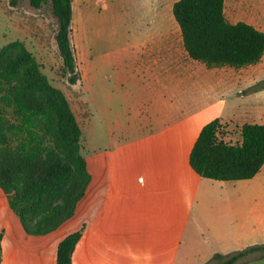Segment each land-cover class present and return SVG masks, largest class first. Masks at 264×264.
<instances>
[{"label":"rangeland","instance_id":"rangeland-1","mask_svg":"<svg viewBox=\"0 0 264 264\" xmlns=\"http://www.w3.org/2000/svg\"><path fill=\"white\" fill-rule=\"evenodd\" d=\"M176 1L149 13V0H73L79 80L71 85L50 6L0 0V49L22 43L65 95L91 175L74 216L44 236L10 219L0 192V264H55L58 243L73 232L81 234L77 254L108 264H209L264 244V165L252 179L230 182L188 166L210 121L220 120L219 138L229 144L241 142L243 124H264V56L239 69L191 60L172 16ZM225 17L264 32V0H226ZM247 261L264 264L255 254Z\"/></svg>","mask_w":264,"mask_h":264},{"label":"trees","instance_id":"trees-1","mask_svg":"<svg viewBox=\"0 0 264 264\" xmlns=\"http://www.w3.org/2000/svg\"><path fill=\"white\" fill-rule=\"evenodd\" d=\"M28 2L36 10L50 6L57 22L54 39L63 73L69 84H76L79 74L70 44L72 0ZM224 4L225 0L173 4L172 16L185 53L208 68L239 69L259 63L264 33L243 21L230 23ZM220 129L218 118L202 126L188 166L211 181L252 179L264 165V124H243L237 144L220 139ZM80 140L81 130L65 95L51 86L33 55L20 42L1 48L0 192L9 218L17 217L26 234L56 231L82 204L91 175L80 153ZM80 239L79 232L62 239L55 264H73ZM254 254L264 260V244L228 256L216 254L209 264H246Z\"/></svg>","mask_w":264,"mask_h":264},{"label":"crops","instance_id":"crops-1","mask_svg":"<svg viewBox=\"0 0 264 264\" xmlns=\"http://www.w3.org/2000/svg\"><path fill=\"white\" fill-rule=\"evenodd\" d=\"M159 1L161 0H149L148 5H149V13H153V12H161L163 7L166 11L165 5L163 3H160ZM226 2V0H225ZM73 3V0H72ZM175 3V2H174ZM224 13H225V4H224ZM250 24V23H248ZM252 25V24H250ZM253 26V25H252ZM255 27V26H254ZM256 29L260 30L259 28L255 27ZM262 31V30H260ZM263 32V31H262ZM264 33V32H263ZM200 131V130H199ZM199 133V132H198ZM192 147V146H191ZM190 152V151H189ZM263 167V166H262ZM262 169V168H261ZM264 217V216H263ZM263 228H264V223H262ZM79 254V253H78ZM78 254L74 253L73 256V264H77L75 262V260L77 259ZM111 264H114L111 260H110ZM109 260H104V261H92L91 257L89 255H85L84 253H82V255L79 254L78 256V264H108Z\"/></svg>","mask_w":264,"mask_h":264}]
</instances>
